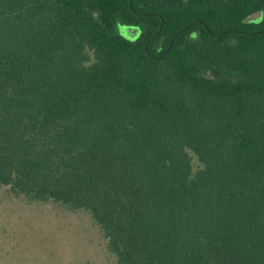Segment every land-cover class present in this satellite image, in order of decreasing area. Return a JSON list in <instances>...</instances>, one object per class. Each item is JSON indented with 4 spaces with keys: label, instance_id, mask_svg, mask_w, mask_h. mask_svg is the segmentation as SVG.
I'll use <instances>...</instances> for the list:
<instances>
[{
    "label": "trees",
    "instance_id": "obj_1",
    "mask_svg": "<svg viewBox=\"0 0 264 264\" xmlns=\"http://www.w3.org/2000/svg\"><path fill=\"white\" fill-rule=\"evenodd\" d=\"M0 186L114 264H264V0H0Z\"/></svg>",
    "mask_w": 264,
    "mask_h": 264
},
{
    "label": "rangeland",
    "instance_id": "obj_2",
    "mask_svg": "<svg viewBox=\"0 0 264 264\" xmlns=\"http://www.w3.org/2000/svg\"><path fill=\"white\" fill-rule=\"evenodd\" d=\"M19 201L0 186V264H114L86 212L53 205L26 209Z\"/></svg>",
    "mask_w": 264,
    "mask_h": 264
}]
</instances>
